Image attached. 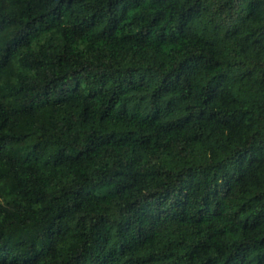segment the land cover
<instances>
[{"label":"clouds","instance_id":"1","mask_svg":"<svg viewBox=\"0 0 264 264\" xmlns=\"http://www.w3.org/2000/svg\"><path fill=\"white\" fill-rule=\"evenodd\" d=\"M0 264H264V0H0Z\"/></svg>","mask_w":264,"mask_h":264}]
</instances>
